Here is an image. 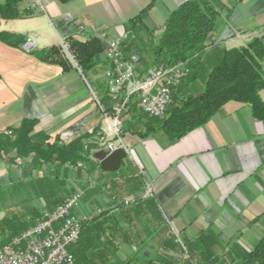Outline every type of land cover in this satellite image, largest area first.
I'll return each mask as SVG.
<instances>
[{"label": "crops", "instance_id": "crops-1", "mask_svg": "<svg viewBox=\"0 0 264 264\" xmlns=\"http://www.w3.org/2000/svg\"><path fill=\"white\" fill-rule=\"evenodd\" d=\"M184 1L24 0L18 8L31 9L33 15L0 18V32L31 40L30 49L24 43L15 47L0 40V133L33 119L34 131L46 133L50 142L68 144L86 136L85 143L97 144L91 154L103 148L101 135L114 141L104 117L113 114L114 106L105 92L104 52L96 72L85 77L73 66L63 70L42 62L31 51L58 46L61 38L72 34L84 38L91 32L76 30L80 19L97 23L123 45L133 35L131 18L142 10L141 23L148 31L142 29L140 36L146 39L152 32L157 37L171 11ZM213 2L219 10L216 37L222 47L243 46L251 37L264 35V0ZM125 47V55L135 52ZM143 56L150 59L146 53ZM259 94L264 101V88ZM154 120L137 104L124 110L120 139L128 155L120 171L102 170L91 155L88 163L69 168L67 185L81 193L82 211L90 218L99 210L116 214L110 222L119 228L121 256L136 250L141 241L149 242L140 248L143 260L173 259L178 256L171 239L174 233L185 242H201L208 257L212 252L230 256L225 264L241 258L264 234V120L256 119L248 104L230 100L205 125L175 141L161 130H151ZM9 156L0 153V189L10 188L12 202L23 206L27 216L42 212L46 201L33 197L44 191L42 183L35 184V191L31 178L45 174V167L33 170L22 158ZM147 187L152 196L111 211L113 199L140 196ZM29 198L32 206L25 205Z\"/></svg>", "mask_w": 264, "mask_h": 264}, {"label": "trees", "instance_id": "trees-1", "mask_svg": "<svg viewBox=\"0 0 264 264\" xmlns=\"http://www.w3.org/2000/svg\"><path fill=\"white\" fill-rule=\"evenodd\" d=\"M57 1L67 3L72 0ZM22 2L24 0H0V18L33 15L31 9L18 8ZM142 12L131 18L133 35L123 42L125 50H134L140 59L144 53L149 55L150 63H144L139 73L159 63L181 62L186 69L166 114L151 117L155 119L151 130H161L170 141L178 140L205 125L230 100L248 104L252 115L264 120V101L259 94L264 88L263 34L251 37L243 46L224 48L216 37L219 10L213 0H186L171 11L159 36L154 37L152 32H147L148 38L143 39L139 34L145 29L140 19ZM0 40L19 47L25 42V36L1 31ZM65 41L75 64L61 45L34 49L31 54L42 62L58 64L63 70L73 66L85 77L95 73L104 47L101 40L88 33L84 38L72 34ZM135 104V100L129 103ZM35 124L36 120L23 119L18 127L0 133V153L9 156L13 152L15 156H9V159L20 157L33 170L45 167V174L31 179L34 190L40 181L44 191L53 193L52 198L46 201L44 210H48L71 195L67 193L69 168H76L78 162L88 163L97 144L85 143L83 139L86 136L68 144L57 140L50 142L46 133L34 131ZM58 186L65 190L54 192L53 188ZM40 215L41 212L35 210L26 219L22 216L2 217L1 232L7 231L8 234L7 240L2 238L0 244L33 225ZM115 215L110 210H102L84 222L74 252L76 264H122L123 258L118 252L119 228L110 222ZM228 264H264V234L241 258L231 259Z\"/></svg>", "mask_w": 264, "mask_h": 264}, {"label": "built area", "instance_id": "built-area-1", "mask_svg": "<svg viewBox=\"0 0 264 264\" xmlns=\"http://www.w3.org/2000/svg\"><path fill=\"white\" fill-rule=\"evenodd\" d=\"M75 28L80 33L95 34L104 45L103 52L108 66L103 72V78L107 95L114 101L113 114L105 113L104 117L115 140H108L101 135L99 142L100 146L110 152L117 147H124L120 139L121 116L129 103L135 100L141 113L148 117L164 116L186 69L181 62L159 63L145 73H139L138 53L125 55L120 38L111 36L100 25L88 19L77 20ZM60 45L75 64L65 38H61ZM24 47L30 49V39L24 42ZM150 196L151 188L147 187L140 196L113 199L111 211H118L121 207L130 206ZM80 200L81 193L73 192L53 208L43 210L33 225L12 236L6 243H1L0 264H74V255L68 247L78 242L82 226L90 218L82 211Z\"/></svg>", "mask_w": 264, "mask_h": 264}, {"label": "rangeland", "instance_id": "rangeland-1", "mask_svg": "<svg viewBox=\"0 0 264 264\" xmlns=\"http://www.w3.org/2000/svg\"><path fill=\"white\" fill-rule=\"evenodd\" d=\"M155 18H157V16ZM142 57L143 58H141V59L139 58V65H138V71L139 72L142 71L144 63H147V64L150 63V59L148 60V58L145 56H142ZM100 98H101V96H100ZM172 102H174L173 96H172ZM120 170L121 169H119L118 171H120ZM57 189H58V191H59V189L63 190V187H59V186H58V188L54 187L53 191L55 192V191H57ZM74 191H75V189H73L71 185H68V192L67 193L72 194ZM52 194L53 193H49L48 191H43V192H38L36 194H33V197L36 196L37 200L41 199V200L48 201L52 198ZM11 195H12V192L10 191V188L7 187L6 189L5 188L0 189V219L4 216H7L8 218L14 217V216H16V217L22 216L23 219H26L27 215H26V212L24 211L23 206H20V204H18L19 205L18 206L17 204L13 203L11 200V198H12ZM87 197H90L89 193L87 194ZM82 199L83 198H81L80 203H81ZM27 201L25 202V205L30 206L31 205L30 204L31 199L29 198V200H27ZM16 205H17V207H16ZM22 205H24V204H22ZM88 215L89 214H87V217H88ZM89 217H90V215H89ZM1 228L2 227H0V240H2V238H5V240H7L6 236H7L8 232L6 231V232L2 233ZM14 235H16V234H14ZM171 239H172V242H174L175 245L177 246V252H178V256L174 257L173 259L167 260V259L160 258V260H156V259H151V260L148 259L147 261L143 260L141 255L144 253V251L140 250V248H142L144 245L146 246V244H144V243H149V242L139 241L137 243L138 248L136 250L130 251L125 256H121L123 258V261L121 263L122 264H158L161 262L162 264H225V262L223 260H228L231 258L230 256L223 255V252H221L222 254H220V255H222V257H220V255L217 256V254L214 255L213 252H212L213 256L208 257L206 250L201 249V246H202L201 242H194V243L185 242L180 235H175L174 233L171 234ZM4 243H6V242H4ZM187 243L189 245V251H188L189 253L186 252V249H183V247H182V246H186ZM221 243L225 244L224 242H221ZM232 243L233 242H230L229 245H231ZM68 250L71 253H73V255H74V252L76 251V243L71 244L68 247ZM124 254H126V252ZM74 264H76L75 256H74Z\"/></svg>", "mask_w": 264, "mask_h": 264}, {"label": "water", "instance_id": "water-1", "mask_svg": "<svg viewBox=\"0 0 264 264\" xmlns=\"http://www.w3.org/2000/svg\"><path fill=\"white\" fill-rule=\"evenodd\" d=\"M128 155L125 147H117L108 152L104 148L97 149L91 156L98 161L104 171H116L122 164V160Z\"/></svg>", "mask_w": 264, "mask_h": 264}]
</instances>
